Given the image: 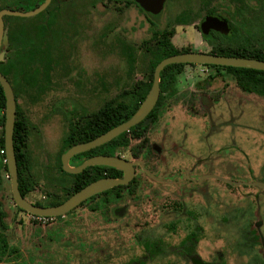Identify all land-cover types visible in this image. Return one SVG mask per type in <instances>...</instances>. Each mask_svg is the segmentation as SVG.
Listing matches in <instances>:
<instances>
[{
  "label": "rangeland",
  "instance_id": "obj_1",
  "mask_svg": "<svg viewBox=\"0 0 264 264\" xmlns=\"http://www.w3.org/2000/svg\"><path fill=\"white\" fill-rule=\"evenodd\" d=\"M88 5L79 22L86 36L90 25L94 29L91 44L87 37L77 45L78 55H55L60 61L53 66L47 94L38 101L23 96L17 101L34 125L29 151L38 184L27 197L33 204L48 201L45 171L57 168L70 121L97 112L127 86L128 64L118 40L137 48L151 36L150 20L135 6L117 9L111 1L96 0L89 13ZM213 7L241 27L233 4L220 1ZM61 9L60 20H72V7ZM250 11L245 29L256 31L262 25L261 10ZM207 12L201 0H167L163 12L150 19L160 29L175 28L172 43L179 50L208 53L211 47L199 29ZM183 13L190 27L177 25ZM56 34L61 40L62 30ZM138 69L133 79L147 80V67L139 63ZM176 86L177 94L159 109L145 143L133 141L120 150L133 161L131 152L148 147L140 161L163 182L137 166L134 194L123 193L119 200L103 195L53 219L20 212L0 152V231L10 251L1 264H195L196 256L208 264H264V189L229 188L213 179L198 186L178 181L182 172L174 173L183 166L197 173L189 177L192 181L217 175L264 182V99L244 93L226 71L201 65L185 66ZM122 207L127 213L116 214Z\"/></svg>",
  "mask_w": 264,
  "mask_h": 264
},
{
  "label": "trees",
  "instance_id": "obj_2",
  "mask_svg": "<svg viewBox=\"0 0 264 264\" xmlns=\"http://www.w3.org/2000/svg\"><path fill=\"white\" fill-rule=\"evenodd\" d=\"M45 1L0 0V11L3 9H16L25 12L33 11ZM120 1L126 3L127 7L137 6L134 0ZM220 1H227L235 6L236 13L234 16L236 19L240 18L241 27L234 28L235 36L233 41L228 40V36L218 33H215L212 37L204 36V40L212 46L210 53L219 56L264 61L263 0H201V3L208 9L207 13L209 15L220 16L219 9L213 7V5ZM53 3H58V0H54ZM258 7L262 14V25L256 31L246 30L245 26L250 22V10ZM57 10L58 7L54 8L50 6L44 13L32 18L5 17L4 21L7 29L8 44L6 46L3 45L2 51H31L41 53L51 49H46V35L56 24ZM139 10L150 20L152 25L150 29L151 36L148 40L144 41L141 47L137 48L121 41L118 43L120 53L128 64L129 82L127 86L113 99L107 101L97 112L81 118V121H72L70 123L71 130L63 139V152L75 145L88 143L131 119L145 101L152 88L154 71L157 65L168 57L192 51L189 49L179 50L174 46L172 43V38L176 33L174 28L160 29L150 19V17H155L154 15L144 12L141 8ZM46 14L49 15L48 24L43 22L46 19ZM187 17L188 15L183 13L177 19L178 24H186ZM18 20L26 22L23 24L17 23ZM141 52H143V55L140 56L139 53ZM56 62L55 55H10L5 61L0 62V72L12 85L17 101L22 96L26 99L38 101L51 88V70L57 64ZM139 63H142L148 69L146 74L147 80L135 81L133 79L134 73L139 70ZM185 66L187 65H171L162 72L160 85L161 95L154 111L148 118H156L160 104L177 94V89L175 88L177 77L183 72ZM206 67L225 70L234 76L238 87L244 92L256 94L264 98V71L219 66ZM148 118L111 142L80 154L74 160L84 161L95 155H116L119 149L129 147L133 140H139L144 136V133L147 131L146 123ZM5 122L6 97L0 84V127L2 128L0 152L5 151ZM33 129L34 125L30 118L17 105L14 145L18 161L19 190L24 197L32 193L38 184L29 151V140ZM2 156L3 162L1 167L8 172L7 164L4 163L6 152ZM58 159L59 166L57 171L49 173V187L54 191L48 194L50 200L46 206L49 207L62 204L74 193L99 179L105 177L122 178L123 176L122 171L104 166H93L77 175L68 174L62 168L61 157L59 156ZM37 205L44 206L41 204ZM18 210L22 211L19 208ZM8 247L5 236L0 233V262H2L3 257L7 254Z\"/></svg>",
  "mask_w": 264,
  "mask_h": 264
},
{
  "label": "water",
  "instance_id": "obj_3",
  "mask_svg": "<svg viewBox=\"0 0 264 264\" xmlns=\"http://www.w3.org/2000/svg\"><path fill=\"white\" fill-rule=\"evenodd\" d=\"M140 7L151 15L157 16L163 12L167 0H134ZM51 4V0H46L45 3L40 5L33 11L25 12L23 10L16 9H3L0 11V62L5 61V51H1L3 45L8 44L7 29L5 25V17H20V18H32L43 13ZM263 11H264V0H263ZM202 30L208 33L210 30L217 31L221 34L227 35L230 31L229 25L225 20L216 16H207L202 21ZM201 65V66H219V67H233V68H244L252 69L257 71H264V61L240 58V57H226L213 55L202 52H188L174 55L162 60L154 71V80L152 88L142 103L137 112L128 121L120 124L119 126L111 129L105 134L95 138L94 140L78 144L70 148L62 156L63 170L72 175L81 174L89 167L93 166H104L115 168L123 172L122 178H103L97 180L77 193L73 194L64 203L55 207H40L30 203L19 190L18 183V161L16 157L15 145H14V132L15 123L17 116V100L14 94L12 85L8 79L0 72V84L4 90L6 97V122H5V152H6V164L11 179L12 194L15 204L18 208L26 211L34 216L43 218H56L65 216L70 213L82 203L88 199L113 189L119 186H127L134 179L136 175L135 163H132L124 158L118 156H95L78 167H72L70 161L74 156L91 151L102 145H105L112 140L116 139L125 132L130 131L133 127L139 125L145 121L148 116L154 111L160 95H161V74L162 72L171 65ZM209 178H215L229 185L239 186L240 184L227 179H223L217 176H209ZM257 188L264 189V182L249 183Z\"/></svg>",
  "mask_w": 264,
  "mask_h": 264
},
{
  "label": "flooded vegetation",
  "instance_id": "obj_4",
  "mask_svg": "<svg viewBox=\"0 0 264 264\" xmlns=\"http://www.w3.org/2000/svg\"><path fill=\"white\" fill-rule=\"evenodd\" d=\"M72 0H58V3H56V4H54L53 2H54V0H51V4L49 5V7L50 6H52V7H58V10H57V19H56V24H55V26H53V28L51 29V31H49L48 33H47V35H46V49H49V48H51V49H49V50H46V51H44V52H41V53H35V52H9V51H5V55H78V54H76L75 53V51H76V48H77V45H79V44H81V42L83 41V42H85V39L88 37V42L91 44V41H92V39L94 38V29H92L91 30V25L88 27V36H86V34L85 33H83V32H81V28H83V24H80V20L83 18V14L86 12V10H85V8L87 7V5L84 3V2H86L85 0H77V2L76 3H73V2H71ZM108 1H111V2H113L115 5H116V8L117 9H119L121 6H123V7H125V8H128L127 7V5H126V3H124V2H121L120 0H114V1H112V0H108ZM135 2V1H134ZM45 3V2H44ZM137 4V3H136ZM64 6H70V7H72V10H71V13H72V20H66V21H61L60 20V15L62 14V10L63 9H61L62 7H64ZM96 0H89V5H88V12L89 13H93V11L96 9ZM48 7V8H49ZM130 7H133V6H130ZM135 7H139V8H141L140 7V5L139 4H137V6H135ZM47 8V9H48ZM138 8V9H139ZM46 9V10H47ZM142 9V8H141ZM45 10V11H46ZM143 10V9H142ZM44 11V12H45ZM140 11V10H139ZM144 11V10H143ZM43 12V13H44ZM145 12V11H144ZM220 14V16H216V17H219V18H221V19H223V20H225L226 21V23L229 25V27H230V31H229V33L227 34V35H225V34H221V33H219V32H217V31H214V30H210L208 33H205L203 30H202V28H201V25H202V21L204 20V18L205 17H207V16H211V15H209L208 13H207V15L202 19V21H201V24H200V27H199V29H200V32H201V34H202V37H203V40H204V36H210V37H212L215 33H218V34H221V35H224V36H228V40L230 39L231 41H233L234 40V36H235V27L231 24V22H230V20H229V18H227V17H225L224 15H222L221 13H219ZM160 15V14H159ZM47 16V18L43 21L44 23H46V24H48L49 23V21H48V18H49V15L48 14H46L45 15V17ZM158 16V15H157ZM89 17H91V14H90V16ZM178 26H183V25H186V26H191L192 25V23L191 22H189V23H187V21H186V24H177ZM175 29V28H174ZM60 30H62V39L61 40H57V32H59ZM119 41H121V42H124V43H126L127 45H130V46H132L131 44H129V43H127V41L125 40V39H119L118 40V43H119ZM210 47H211V50H212V46L206 41V40H204ZM144 42V41H143ZM118 43H117V46H118ZM118 48H119V46H118ZM3 50V46H2V49H1V51ZM211 50L208 52L209 54H211L210 52H211ZM119 51H120V49H119ZM190 52H197V51H190ZM188 53V52H187ZM140 54V53H139ZM122 55V54H121ZM214 55V54H213ZM55 58H57V61L58 62H56V63H58L59 64V61L60 60H58V58L59 57H55ZM125 59V58H124ZM61 60H63V57H62V59ZM126 60V59H125ZM57 64V65H58ZM194 66V65H193ZM206 67V66H205ZM208 68V67H207ZM55 68H52V70H51V74H52V72H53V70H54ZM209 69H215V68H209ZM221 70H223V69H221ZM225 71V70H224ZM183 73V72H182ZM181 73V74H182ZM228 73V72H227ZM180 74V75H181ZM230 74V73H229ZM178 77H179V75H178ZM177 77V78H178ZM234 77V76H233ZM234 80L236 81V79L234 78ZM142 81V80H141ZM237 83V82H236ZM176 85H177V82H176ZM175 85V88L177 89V86ZM238 86V85H237ZM239 88V87H238ZM240 90H242L241 88H239ZM178 91V90H177ZM243 91V90H242ZM244 92V91H243ZM244 93H246V92H244ZM247 94H249V93H247ZM254 95H256V94H254ZM257 96H259V95H257ZM259 97H261V96H259ZM261 98H263V97H261ZM264 99V98H263ZM170 100V99H169ZM169 100H167V101H165V102H162L161 104H160V106L158 107V111L157 112H159V109L162 107V106H164V104L165 103H167ZM157 120H158V114H157V117L156 118H153V117H150V118H148V120H147V123H146V127H147V131L144 133V136L141 138V139H139V140H133V141H141L142 140V143H145V138H146V134H147V132H148V130L150 129V127L152 126V125H154L156 122H157ZM72 121H70V123H71ZM73 122H78V121H75V120H73ZM132 141V142H133ZM130 147V146H129ZM129 147H127V148H129ZM72 148V147H71ZM151 149L152 148H154L156 151H158V152H160V147H158V145H151V147H150ZM122 149H126V148H121V149H119L118 151H117V153H116V155H114V156H118V157H121V158H123L122 156H121V154H120V150H122ZM69 150V149H68ZM67 150V151H68ZM146 150H148V147H141V152H138L136 149L133 151V152H131V154H132V156H133V161H130V160H128V159H126V158H124V159H126V160H128V161H130V162H132V163H135V171H136V175H135V177H134V179L130 182V184L129 185H127V186H119V187H115V188H113V189H110V190H108V191H105V192H103V193H100V194H98V195H96V196H94V197H92V198H90V199H88L86 202H84V203H82L79 207H81V206H83V205H85L86 203H88L89 201H93V200H96L97 198H99V197H101V196H103V195H114V197H115V199L116 200H119V199H121L123 196H122V194L124 193H126V194H134V192H135V188H134V185L137 183V176H138V169H137V166H140V168H141V170H143L145 173H146V175H149L152 179H154V180H156V181H158V182H163V179L162 178H158V177H156V175H154V173H152V172H150L149 170H146L145 168H144V164L142 163V161H140V158L144 155V152L146 151ZM67 151H65V152H63V149H62V151H61V153H60V157H61V165H62V168H63V164H62V156H63V154L64 153H66ZM86 153V152H85ZM83 154V153H82ZM80 155V154H79ZM78 156V155H77ZM77 156H74L72 159H71V161H70V165L72 166V167H78V166H80V165H82L83 163H85L87 160H89V159H91V158H93V157H91V158H89V159H86V160H84V161H79V160H74ZM95 156H108V155H95ZM94 156V157H95ZM59 158V157H58ZM33 165V164H32ZM58 166H59V159H58V165H57V168H48L46 171H45V175H44V177L45 178H47V180H48V182L50 183V179H49V173L50 172H54V171H57V169H58ZM90 168V167H89ZM88 169V168H87ZM33 171H34V169H33ZM182 172V176H181V178L178 180V181H184V182H188V183H191V184H193V185H203L204 184V182H205V180L206 179H213V180H217V181H219V182H222V183H224V184H226L229 188H233V187H249V188H253L254 186H252V185H248L249 183H254V182H258L257 180H252V181H250V182H236V183H246V184H240L239 186H234V185H229V184H227V183H225L224 181H221V180H218V179H215V178H209V176H217V175H207V176H205V177H203L202 179H201V181L199 182V181H192L191 179H189V177H191L192 175H197V173H194L193 171H194V169H188V168H185V167H183V166H179V167H176L175 169H174V173L175 174H178L179 172ZM84 172V171H83ZM82 172V173H83ZM35 173V172H34ZM8 175H9V172H8ZM36 175V174H35ZM37 176V175H36ZM175 176V175H174ZM123 177V176H122ZM217 177H220V176H217ZM105 178H108V177H105ZM220 178H222V177H220ZM8 179H10V175L8 176ZM38 179V178H37ZM103 179V178H102ZM223 179H225V178H223ZM11 180V179H10ZM100 180V179H99ZM228 180V179H227ZM231 181V180H230ZM233 182H235V181H233ZM120 187H122L121 189H119ZM11 190H12V185H11ZM35 190V189H34ZM33 190V191H34ZM32 191V192H33ZM52 192H54L52 189H51V192H47V194H49V193H52ZM77 193V192H76ZM22 194V193H21ZM75 194V193H74ZM123 194V195H124ZM13 195V194H12ZM24 197V196H23ZM28 197V196H27ZM27 197H25L26 199H27ZM71 197V196H70ZM69 197V198H70ZM68 198V199H69ZM47 199H48V201H47V203H35L34 205H36V206H38L37 204H41V205H44V206H40V207H49V206H46V205H48V203H49V200H50V198L48 197V195H47ZM15 202V201H14ZM31 203V202H30ZM64 203V202H63ZM33 204V203H32ZM16 205V204H15ZM229 205H233V204H229ZM225 205H223L222 207H224ZM235 206V205H234ZM17 207V206H16ZM55 207V206H54ZM79 207H77V208H79ZM221 207V208H222ZM76 208V209H77ZM18 209V208H17ZM20 209V208H19ZM76 209H74L73 211H71L70 213H68V214H66L65 216H68V215H70V214H72ZM220 209V208H219ZM20 211V210H19ZM20 212H24V213H27L26 211H20ZM116 214H123V215H125L126 213H127V208L126 207H122V208H118V209H116ZM27 214H29V213H27ZM30 215H32V214H30ZM32 216H34V215H32ZM34 217H36V218H40V219H46V218H43V217H38V216H34ZM61 217H64V216H61ZM56 218H58V217H56ZM60 218V217H59ZM47 219H53V218H47ZM258 221L260 222V223H262L263 221L261 220V219H259L258 218ZM257 223V222H256ZM257 227H259V225H257ZM195 230H200V232L202 233L203 232V229L200 227V226H197V227H195ZM0 233H2L1 231H0ZM201 233H198V232H194V231H192L191 233H189V234H191V235H197V234H201ZM3 234V233H2ZM4 236H5V239H6V241H7V243H8V246H9V242H8V240H7V238H6V235L5 234H3ZM13 251L15 252L16 250L15 249H13ZM10 251H9V247H8V250H7V254L9 253ZM7 254H5V256L7 255ZM4 256V257H5ZM4 257H3V259H4ZM3 261V260H2ZM192 261L193 262H195V264H208L207 262H203L202 261V259H200L198 256H196V257H193L192 258ZM202 261V262H201ZM2 262H0V264H1Z\"/></svg>",
  "mask_w": 264,
  "mask_h": 264
},
{
  "label": "built area",
  "instance_id": "obj_5",
  "mask_svg": "<svg viewBox=\"0 0 264 264\" xmlns=\"http://www.w3.org/2000/svg\"><path fill=\"white\" fill-rule=\"evenodd\" d=\"M1 154L2 155H5V151H1ZM7 161H6V159L4 160V163H6ZM9 176V175H8Z\"/></svg>",
  "mask_w": 264,
  "mask_h": 264
}]
</instances>
